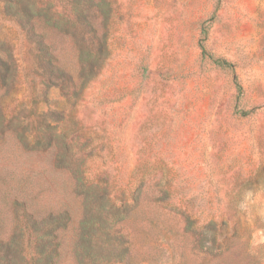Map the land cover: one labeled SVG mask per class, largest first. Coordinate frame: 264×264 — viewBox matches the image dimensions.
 <instances>
[{
    "label": "rangeland",
    "instance_id": "obj_1",
    "mask_svg": "<svg viewBox=\"0 0 264 264\" xmlns=\"http://www.w3.org/2000/svg\"><path fill=\"white\" fill-rule=\"evenodd\" d=\"M68 1L36 6L66 21ZM92 1L94 68L80 75L77 46L59 38L65 84L45 81L0 17V48L19 68L0 99L5 182L28 179L40 205L69 209L60 264H72L81 204L61 153L81 178L135 195L123 264H264V0Z\"/></svg>",
    "mask_w": 264,
    "mask_h": 264
},
{
    "label": "trees",
    "instance_id": "obj_2",
    "mask_svg": "<svg viewBox=\"0 0 264 264\" xmlns=\"http://www.w3.org/2000/svg\"><path fill=\"white\" fill-rule=\"evenodd\" d=\"M67 3L69 20L63 21L62 17L51 14L46 5L45 8L37 7L36 0H0L1 19L18 29L35 50L41 75L47 82L53 79H60L62 84L68 82L69 74L53 56L59 38V45L63 47H66L64 42L77 46L82 63L80 75L94 68V47L98 38L94 36V1L69 0ZM214 63L229 67L222 60H214ZM18 77L19 68L12 53L0 48V90L4 92L0 99L8 96ZM25 83L29 84L27 79ZM237 90H240L239 86ZM42 141H39L42 147L50 144ZM66 163V157L61 153L58 164L73 179L69 181L66 177L64 187H70L72 182L73 192L81 199L69 251L72 264L128 262L131 243L122 234L121 224L131 210V203L135 202V195L122 193L115 197L103 188L105 180H85L79 176L75 165L69 162L67 167ZM5 176L0 174V264H60L63 252L60 233L70 222L69 209L40 205L37 202L42 193L40 188L31 189L27 185L28 179L24 184L8 185Z\"/></svg>",
    "mask_w": 264,
    "mask_h": 264
}]
</instances>
